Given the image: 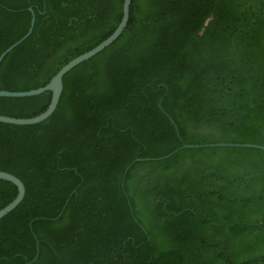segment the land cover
<instances>
[{
  "label": "trees",
  "instance_id": "1",
  "mask_svg": "<svg viewBox=\"0 0 264 264\" xmlns=\"http://www.w3.org/2000/svg\"><path fill=\"white\" fill-rule=\"evenodd\" d=\"M122 4L0 0V53L35 16L0 89L45 85ZM62 81L43 121L0 122V170L25 187L0 218V264L31 260L36 240L31 264H264V151L180 148L264 145V0H131L121 34ZM50 96H0V114L37 115ZM16 193L0 179V208Z\"/></svg>",
  "mask_w": 264,
  "mask_h": 264
},
{
  "label": "water",
  "instance_id": "2",
  "mask_svg": "<svg viewBox=\"0 0 264 264\" xmlns=\"http://www.w3.org/2000/svg\"><path fill=\"white\" fill-rule=\"evenodd\" d=\"M131 0H123L122 4V15L120 18L119 23L117 24L116 28L101 42H99L97 45L92 47L91 49L81 53L80 55L74 57L73 59L66 62L50 79L49 81L40 87L29 89V90H21V91H9V90H1L0 89V96L5 97H25V96H33L37 95L39 93H42L44 91H49L51 93L50 101L47 105V107L40 112L37 115L31 116V117H13V116H7L0 114V122L4 123H11V124H18V125H30V124H36L38 122L43 121L48 116H50L53 111L55 110L62 89H63V76L68 72L71 68L76 66L77 64L81 63L84 60L89 59L90 57L94 56L96 53L100 52L104 48H106L109 44H111L123 31L125 26L128 23L129 20V9H130ZM31 12V20L29 28L27 29L26 33L21 36L18 40L13 42L11 45H9L7 48H5L0 53V62L4 55L9 52L13 47H15L17 44H19L21 41H23L32 31L35 16L31 8H29ZM222 147V146H236V147H252L257 148L262 151H264V145L261 144H255V143H248V142H216V143H204V144H192V143H183L180 148H192V147ZM178 149V148H177ZM176 149V150H177ZM172 153V152H171ZM170 153V154H171ZM168 154V155H170ZM167 156V155H166ZM142 158H136V160H141ZM147 159V158H145ZM0 179L8 181L13 183L17 188V193L15 197L8 202L5 206L0 208V218H2L4 215H6L8 212H10L12 209H14L20 201L23 199L24 193H25V187L23 182L12 173H9L4 170H0ZM39 255V241L36 240V251L34 257L26 261L24 264H31L34 262Z\"/></svg>",
  "mask_w": 264,
  "mask_h": 264
}]
</instances>
